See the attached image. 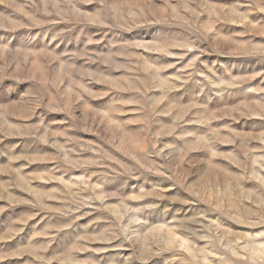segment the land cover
<instances>
[{
	"label": "rangeland",
	"instance_id": "obj_1",
	"mask_svg": "<svg viewBox=\"0 0 264 264\" xmlns=\"http://www.w3.org/2000/svg\"><path fill=\"white\" fill-rule=\"evenodd\" d=\"M0 264H264V0H0Z\"/></svg>",
	"mask_w": 264,
	"mask_h": 264
}]
</instances>
